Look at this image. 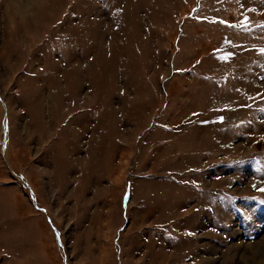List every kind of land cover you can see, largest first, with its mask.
Masks as SVG:
<instances>
[{
    "label": "rangeland",
    "instance_id": "obj_1",
    "mask_svg": "<svg viewBox=\"0 0 264 264\" xmlns=\"http://www.w3.org/2000/svg\"><path fill=\"white\" fill-rule=\"evenodd\" d=\"M261 189L264 0H0V264H264Z\"/></svg>",
    "mask_w": 264,
    "mask_h": 264
},
{
    "label": "bare ground",
    "instance_id": "obj_2",
    "mask_svg": "<svg viewBox=\"0 0 264 264\" xmlns=\"http://www.w3.org/2000/svg\"><path fill=\"white\" fill-rule=\"evenodd\" d=\"M37 2H38V0H37ZM11 4H12V3H11ZM11 4H10V5H11ZM14 4H15V3H14ZM16 5H17V4H16ZM16 5H13V6H15V7H14V11H15V9H16L15 12L20 11V6L17 7ZM11 6H12V5H11ZM11 8H12V7H11ZM12 9H13V8H12ZM35 12H36V10H35ZM37 12H38V11H37ZM19 14H20V13H19ZM22 14H23V13H22ZM36 14H37V16H38V15H39V12L36 13ZM15 16H16V14H15ZM20 16H21V14H20ZM41 16H42V15H41ZM41 16H40V17H41ZM17 17H18V16H17ZM21 17L24 18L23 16H21ZM13 18L16 19V17H13ZM19 18H20V17H19ZM22 18L19 19V22H22V21L24 20V19H22ZM25 19H26V17H25ZM9 20H10V19H9ZM31 20H32V19H31ZM43 20H44V19H43ZM24 21H25L24 26L26 27V29L29 28V29L31 30V29L34 28V25L30 24L31 22L28 23V22H26V20H24ZM19 22H18V24H19ZM18 24H17V25H18ZM22 24H23V23H22ZM37 24H38V22H37ZM37 24H36V25H37ZM21 27H22V26H21ZM18 28H20V26H18ZM20 29H22V28H20ZM20 29H19V30H20ZM33 31H34V30H33ZM27 33H28V32H27ZM23 36H24V35H23ZM35 63H36V62H35ZM34 122H35V121H34ZM35 123H36V122H35ZM36 126H37V124H36ZM39 131H40V130H39ZM42 131H43V130H42ZM49 135H50V133H49ZM100 145H101V144H100ZM98 148H99V147H98ZM66 150H67V149H66ZM99 150H100V149H98V151H99ZM96 151H97V150H96ZM100 151H101V150H100ZM101 153H102V152H101ZM99 155H101V154H99ZM92 165H93V164H92ZM89 167H90V166H89ZM90 168H92V166H91ZM61 169H62V168H59V170H61ZM90 170H92V169H90ZM94 170H95V168H94ZM56 172H57V170H56ZM96 189H97V187H96ZM72 194H73V193H72ZM96 196H97V195H96ZM92 197H93V196H92ZM57 198H59V197L57 196ZM106 209H107V208H106ZM82 210H83V209H82ZM107 210H108V209H107ZM86 211H88V210H86ZM104 213H105V212H104ZM107 213H108V212H107ZM107 215H108V214H107ZM93 216H96V215L94 214ZM97 217H98V216H97ZM93 220H94V219H93ZM95 220H96V219H95ZM101 220H102V219H101ZM104 220H105V219H104ZM106 220H107V219H106ZM92 222H93V221H92ZM95 223H96V222H95ZM95 223H94V224H95ZM107 223H108V222H107ZM91 224H92V223H91ZM109 235H110V234H109ZM107 238H108V237H107ZM107 238H106V239H107ZM106 241H107V240H106ZM102 248H103V247H102ZM104 250H105V249H104ZM104 250H103V252H104ZM101 252H102V250H101ZM122 253H123V252H122ZM92 254H94V253H92ZM104 257H105V256H104ZM104 257H103V258H104ZM107 257H108V256H107ZM100 258H101V257H100ZM105 258H106V257H105ZM106 260H107V259H106ZM100 261H101V260H100ZM104 261H105V260H104ZM102 262H103V260H102ZM88 263H89V262H88Z\"/></svg>",
    "mask_w": 264,
    "mask_h": 264
},
{
    "label": "snow or ice",
    "instance_id": "obj_3",
    "mask_svg": "<svg viewBox=\"0 0 264 264\" xmlns=\"http://www.w3.org/2000/svg\"><path fill=\"white\" fill-rule=\"evenodd\" d=\"M262 191H264V189H261Z\"/></svg>",
    "mask_w": 264,
    "mask_h": 264
}]
</instances>
